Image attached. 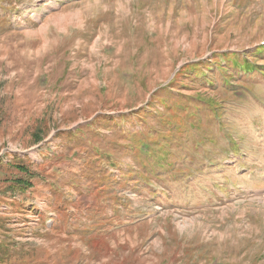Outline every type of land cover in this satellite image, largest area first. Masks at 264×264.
I'll list each match as a JSON object with an SVG mask.
<instances>
[{
  "label": "rangeland",
  "instance_id": "rangeland-1",
  "mask_svg": "<svg viewBox=\"0 0 264 264\" xmlns=\"http://www.w3.org/2000/svg\"><path fill=\"white\" fill-rule=\"evenodd\" d=\"M263 42L264 0H0V264H264V72L231 85L243 87L225 118L238 158L221 134L210 160L204 147L182 162L190 178L130 180L141 169L109 121L160 128L195 92L187 66L236 52L264 67ZM94 145L116 158L98 180L126 185L101 214L78 200ZM18 166L32 188H10L29 179Z\"/></svg>",
  "mask_w": 264,
  "mask_h": 264
},
{
  "label": "trees",
  "instance_id": "trees-1",
  "mask_svg": "<svg viewBox=\"0 0 264 264\" xmlns=\"http://www.w3.org/2000/svg\"><path fill=\"white\" fill-rule=\"evenodd\" d=\"M11 1V0H8ZM264 54V46L258 48L252 53L254 57H260ZM258 59V58H256ZM207 66V67H206ZM183 74L186 75L187 81L191 80L195 87L183 86V88L191 91H195L193 94L176 95V103L173 107L169 109V115L166 117H159V121L162 123L161 127L158 125H152L146 118L140 119L138 122L142 121V125L138 122L133 121L131 118H126V115L121 116L119 119L115 117L110 118V122H113L112 128L115 132L122 135L120 139L125 144V151L132 154V161L136 162L141 169L137 172H131L130 174L124 173L123 175L130 176V180L143 173H148L150 171H160L168 179H180V178H190L196 175V171L189 169V166L181 167L182 162H189L193 164L200 149L204 147H209L210 153L205 157L210 160L214 153H211L217 146L218 139H220L221 134H224V138L228 140V145L225 147V151H234V156H239L240 150L237 149L235 141H233L232 133L228 132V124L225 125V118L230 116V111L228 110V105L235 102L231 99L232 94H237L238 87L242 85L235 84L232 88L235 80L240 77H244L245 80L254 77L256 70L258 69L259 74L264 72V67H258L257 63L252 62L249 58H246L243 54L236 52H222L214 56L212 63L208 62H196L186 67ZM213 78H210L209 76ZM199 80L204 83L201 84ZM220 80V81H219ZM238 81V80H237ZM174 83H177L174 82ZM173 84V83H172ZM252 84V83H250ZM171 84L167 85L170 86ZM232 85V86H231ZM253 85V84H252ZM197 86L204 87L201 93L197 91ZM214 92H218L219 95L223 93H228V98H209V89ZM248 91V89H246ZM165 92V91H164ZM217 93V94H218ZM137 113H133L132 116ZM125 121L124 127H119L122 121ZM134 126L140 127V129L132 131ZM43 135L37 138L36 141H41ZM94 154L97 156L94 164H98V167L92 169L89 174L85 175L91 178L89 185V192L78 200L80 204L85 201L94 202L99 201L101 208L96 210V214H101L103 209H106L108 202L111 201L109 198L104 199V193L106 195L112 191H116L115 197L118 199L115 206H118L120 198L118 197V189L124 188L126 185H114L109 181H99V177H103L105 173L102 169H107L102 166L110 164L114 165L115 157L109 151H103L101 147L94 145ZM76 151V150H74ZM99 159V162L97 160ZM107 162V164H105ZM103 163V164H102ZM204 163V159H203ZM201 165V164H198ZM179 168V169H178ZM28 168L24 166H18V171L24 174L27 178L19 177L14 180V183L10 188L14 190L24 191L25 189L32 188V176L31 172L28 173ZM29 170V169H28ZM118 172L119 171H113ZM110 174H112L109 171ZM116 174V173H115ZM116 177V176H114ZM31 180V181H30ZM82 197V199H81ZM78 205V210H79ZM112 206L113 203H112ZM64 209V208H63ZM67 210V209H66ZM78 215L82 214V211L76 212ZM63 226H66L68 222V217L65 220H61ZM103 224V223H102ZM61 230L64 234L63 228L56 229ZM94 227L89 229L80 227L78 233L80 235L95 236ZM91 241L97 240L90 239Z\"/></svg>",
  "mask_w": 264,
  "mask_h": 264
}]
</instances>
